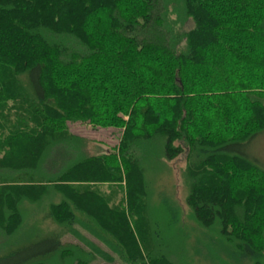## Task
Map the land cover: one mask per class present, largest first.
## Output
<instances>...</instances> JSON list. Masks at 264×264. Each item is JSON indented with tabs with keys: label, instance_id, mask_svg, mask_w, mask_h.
I'll list each match as a JSON object with an SVG mask.
<instances>
[{
	"label": "trees",
	"instance_id": "obj_1",
	"mask_svg": "<svg viewBox=\"0 0 264 264\" xmlns=\"http://www.w3.org/2000/svg\"><path fill=\"white\" fill-rule=\"evenodd\" d=\"M263 130L264 0H0V264H264Z\"/></svg>",
	"mask_w": 264,
	"mask_h": 264
},
{
	"label": "rangeland",
	"instance_id": "obj_2",
	"mask_svg": "<svg viewBox=\"0 0 264 264\" xmlns=\"http://www.w3.org/2000/svg\"><path fill=\"white\" fill-rule=\"evenodd\" d=\"M66 125L69 129L76 131L78 135L85 138L87 153L91 155H97L98 153L107 152L111 146L116 144L119 130L110 127H90L87 123H79L77 121L67 122ZM245 152H247L252 159H254L259 165L264 168V130L258 132L254 138L247 140L243 146ZM184 154L179 155L171 161H166V168L161 175V184L164 186L165 191H168L173 198L176 205L181 207L184 212L188 210L187 205L184 203V197L186 195L184 179L181 175V170L184 168ZM103 186H101L102 189ZM105 191L106 188H104ZM90 240L94 239L93 236L85 234ZM64 240L68 242H75L76 237L65 235ZM97 243V242H96ZM118 264H124L119 259H116ZM77 264V263H75ZM87 264H106L102 259L96 258L89 261Z\"/></svg>",
	"mask_w": 264,
	"mask_h": 264
}]
</instances>
